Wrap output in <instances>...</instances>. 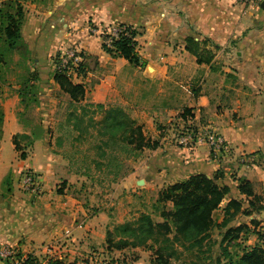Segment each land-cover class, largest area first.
<instances>
[{"label": "crops", "instance_id": "crops-1", "mask_svg": "<svg viewBox=\"0 0 264 264\" xmlns=\"http://www.w3.org/2000/svg\"><path fill=\"white\" fill-rule=\"evenodd\" d=\"M19 2L24 12L21 37L38 63L41 92H46L42 81L50 68L40 64L49 63L59 51L77 43L85 55L84 71L72 81L83 85L84 96L75 104L129 106L131 100V106H141L137 117L131 115L144 135L158 144L147 149L135 166L133 173L141 176L134 180L135 185L142 180L139 194L141 190L155 191L157 200L166 185L204 173L230 187L215 210L222 212V218V207L230 198L243 199L247 206V198L252 197L239 192L240 179L251 183L264 205V0ZM115 24L136 29L135 49L143 66L105 51L101 37L89 31L91 26L102 29ZM187 37L199 42L201 62L186 49ZM51 100L41 97L43 112ZM19 103L15 94L0 99V245L14 244L35 256L43 253L45 261L63 259V252L75 253V248L115 249L108 246L107 232L130 220L124 219L130 209L115 222L109 208L91 211L69 196L60 183L57 158L43 144L42 138L50 136L47 132L36 135L31 146L23 149L25 157H19L13 136L32 137L18 115ZM185 108L195 125L208 124L223 136L231 149L229 155L216 161L205 144L182 147L172 141L170 128L157 127L158 121L169 126ZM27 168L41 176L45 193L39 198L17 188V177ZM166 204L171 208L170 202ZM247 217L264 224V207ZM47 244H54L50 255L43 249Z\"/></svg>", "mask_w": 264, "mask_h": 264}, {"label": "rangeland", "instance_id": "rangeland-1", "mask_svg": "<svg viewBox=\"0 0 264 264\" xmlns=\"http://www.w3.org/2000/svg\"><path fill=\"white\" fill-rule=\"evenodd\" d=\"M12 1L20 3L19 0ZM21 7L23 11V6ZM9 10L15 12L16 8L10 7ZM4 37L2 28H0V99L17 95L21 102L18 115L32 134L29 138H23L18 133L13 137V140L18 143L19 157L21 150L29 148L36 140V135L47 132L50 136L42 138L43 144L57 158L56 163L62 173L60 183L63 188H66L69 196L79 200L91 211L100 207L109 208V212L112 211L115 216V222L121 219L122 213L128 208L130 210L124 216L125 221L128 218H130L128 221L137 219L141 212L149 213L154 221H162L160 211L164 206L156 200L155 191L142 192L141 190L139 194L140 190L137 187L141 184L136 186L134 183L135 179L141 177L133 173L135 166L141 162L148 148L139 147L137 140L132 143L127 141L122 136L123 128L120 125L103 126L100 123L109 105H105L104 108L86 104L79 106L71 101L68 94L61 89L54 88L56 87L54 80L56 55L49 60V63L40 64L42 66L47 64L50 68L48 76L42 81L46 92H41L40 74L36 68L38 63L23 38L18 40L15 46L10 47L3 41ZM72 80L75 81V78ZM139 82L141 85V79ZM143 83L151 89L156 88L149 86V82L143 81ZM44 96L52 99L51 104L44 111L46 113L40 106L41 97ZM155 100L161 101V99ZM130 102L131 100H129V106L121 107L135 120V124L140 125L135 113H141V106L133 107ZM2 112L3 107L0 105V121ZM131 114L136 117H132ZM178 116V119L172 120L169 126L163 125V121L156 123L160 129L170 128L169 134L174 142L183 129L182 127L187 126V120L191 119L182 117L181 113ZM192 124H194L193 121ZM6 144L10 148L9 140ZM18 190L22 192L19 188ZM44 193L43 185L41 196ZM165 207L169 206L165 205ZM221 213L215 211L213 217L221 221ZM260 217L257 215V218ZM239 223H247L250 229L264 232V224H260V219L257 225H251L246 215H236L227 226H235ZM223 231L224 229L214 227L210 236L197 246L183 248L176 245L179 255L170 257V262L172 264H217L220 258L223 261L225 254L219 245ZM172 233L169 234L170 237ZM241 235L239 240H233L229 244L225 242L229 254L239 253L243 247H250L258 241L257 235L253 232H244ZM117 238L118 235L114 237L115 240ZM158 245L150 241L145 245L125 247L122 251L99 246L86 249L75 248V253L63 252L62 254L66 263L72 262L73 264H154L156 255L154 250ZM37 255L34 256L39 257L37 259L40 261L45 258L43 253L39 252ZM95 257L98 258L95 260ZM90 258L93 259L92 263H90Z\"/></svg>", "mask_w": 264, "mask_h": 264}, {"label": "trees", "instance_id": "trees-1", "mask_svg": "<svg viewBox=\"0 0 264 264\" xmlns=\"http://www.w3.org/2000/svg\"><path fill=\"white\" fill-rule=\"evenodd\" d=\"M10 7H15L16 11H10ZM23 19L20 3L8 0L1 4L0 28H2L5 36L3 41L10 47L15 46L18 40L22 38L20 28ZM125 30L129 32V35L121 34L117 39L113 40L111 46H107L102 42V47L114 56L124 57L132 64L143 66L144 62L140 60L135 49V37L138 32L130 25H125ZM186 49L197 56V61L201 62L203 60L199 53L200 44L193 37H187ZM81 54L85 60L84 53L82 52ZM83 66L84 61L79 66L78 75L83 73ZM54 80L59 88L69 95L71 101L79 102L83 99V85L73 82L63 71L56 69ZM86 105L99 108L105 107L104 104L87 103ZM188 112L189 110L185 108L181 116L186 118ZM69 116L71 117L72 115L70 114ZM100 123L103 126L120 125L123 128L122 136L131 143L137 140L141 148L151 149L158 144L155 140L153 141L146 137L142 126L135 124V120L119 105H109ZM12 142L15 149H18L17 141L12 138ZM24 152L23 150L21 151V158L25 157ZM237 188L240 193L245 194L247 197L252 196L251 199L247 198L246 200L248 205H244L245 201L243 199L230 198L222 207V220L217 221L213 217V212L221 206L222 201L230 192V187L219 183L217 176L209 177L204 173H197L190 175L186 179L170 183L159 191L157 197V201L164 206L160 211L163 220L154 221L149 213L142 212L137 219L116 225L113 230L108 231L106 235L108 246L122 249L128 246L145 245L152 241L159 244L154 250L156 253L154 264H172L169 258L179 255L176 245L183 248L200 245L204 239L210 236L211 230L216 227L220 230L224 229L219 245L225 254L224 260L222 261L220 258L217 264H264V232L250 229L251 227L247 223L227 226L229 221L237 214L243 213L246 216H250L253 212H258L264 207V205L259 203L260 197L254 194L249 181L240 179ZM167 202L171 203V208L165 207ZM249 222L251 225L258 224L254 217ZM244 232L255 233L258 241L250 247H243L239 253L229 254L228 248L225 247V242L229 244L233 240H239ZM171 233L173 235L170 237L169 234ZM117 235L118 238L115 240L114 237ZM28 256V259L23 264H40L37 257L32 254ZM45 264L73 263H66L63 259L51 257Z\"/></svg>", "mask_w": 264, "mask_h": 264}, {"label": "built area", "instance_id": "built-area-1", "mask_svg": "<svg viewBox=\"0 0 264 264\" xmlns=\"http://www.w3.org/2000/svg\"><path fill=\"white\" fill-rule=\"evenodd\" d=\"M3 0H0V6ZM242 3H259L262 0H238ZM89 31L92 34H97L101 37L102 42L107 46H111L114 39H117L121 34L129 35L125 30V25L115 24L106 28H98L91 26ZM82 49L76 44H70L65 49L59 51L56 57V69L63 71L69 78H78V69L80 64L84 61L81 54ZM187 126L176 136L178 145L186 148H193L197 144H205L209 150L212 158L220 161L226 155H229L231 149L225 142L223 136L213 127L208 124L195 125L190 119L187 120ZM18 188L22 193L33 198H39L43 194V183L40 174L32 168H27L21 171L17 177ZM45 254H51L54 251L53 244L43 246ZM29 253L22 251L17 245L5 244L0 245V264H23L27 259ZM98 257H95V260ZM44 261V262H43ZM93 259L90 258V263ZM45 258L40 261V264H45ZM111 264V263H104Z\"/></svg>", "mask_w": 264, "mask_h": 264}, {"label": "water", "instance_id": "water-1", "mask_svg": "<svg viewBox=\"0 0 264 264\" xmlns=\"http://www.w3.org/2000/svg\"><path fill=\"white\" fill-rule=\"evenodd\" d=\"M141 182H142V180L139 181V183H141Z\"/></svg>", "mask_w": 264, "mask_h": 264}]
</instances>
